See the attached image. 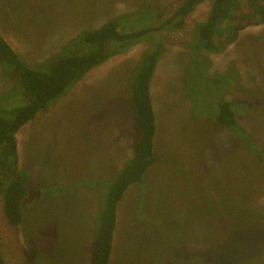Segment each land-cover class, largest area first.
<instances>
[{
    "label": "rangeland",
    "instance_id": "374dc122",
    "mask_svg": "<svg viewBox=\"0 0 264 264\" xmlns=\"http://www.w3.org/2000/svg\"><path fill=\"white\" fill-rule=\"evenodd\" d=\"M181 2L0 0V34L36 67L81 32L148 8L159 24ZM210 8L204 2L182 29L161 35L151 84L155 163L118 206L109 264H264V25L247 28L220 53L197 55L194 28ZM152 44L150 38L94 69L18 132L30 194L18 227L0 200L7 264L92 263L102 191L90 184L108 181L132 158L138 128L129 85ZM14 88L0 70V106L30 102ZM8 100L15 101L2 102ZM223 102H237L246 138L217 123Z\"/></svg>",
    "mask_w": 264,
    "mask_h": 264
},
{
    "label": "trees",
    "instance_id": "16d2710c",
    "mask_svg": "<svg viewBox=\"0 0 264 264\" xmlns=\"http://www.w3.org/2000/svg\"><path fill=\"white\" fill-rule=\"evenodd\" d=\"M207 1L211 3L208 18L194 28L197 36L193 50L197 55L202 52L220 53L237 42L241 32L247 28L264 25V0H182L173 15L159 24L155 9L148 8L109 21L99 29L81 32L60 52L36 67L26 63L0 34V70L14 81L13 90L21 89L30 98V102L24 105L11 103L0 106V200L12 226L22 224L23 203L30 194L29 176L25 169L19 170L18 132L39 113H47L66 98L91 71L151 38L153 44L142 54L129 85L138 128L132 158L114 177L102 180L105 183L90 184L100 193L102 191L91 264L110 263L118 206L130 187L144 185L145 176L155 163L156 118L151 84L164 50L161 35L166 30L182 29L186 18ZM9 101L15 100L2 102ZM236 103L220 104L217 123L246 138L248 131L238 122L239 113L233 110ZM251 149L259 151L257 146ZM0 264H7L1 256Z\"/></svg>",
    "mask_w": 264,
    "mask_h": 264
},
{
    "label": "crops",
    "instance_id": "0c3cea01",
    "mask_svg": "<svg viewBox=\"0 0 264 264\" xmlns=\"http://www.w3.org/2000/svg\"><path fill=\"white\" fill-rule=\"evenodd\" d=\"M17 140H18V139H17ZM90 258H91V261H92V254H91V257H90Z\"/></svg>",
    "mask_w": 264,
    "mask_h": 264
}]
</instances>
